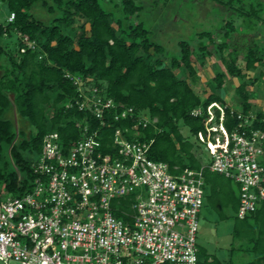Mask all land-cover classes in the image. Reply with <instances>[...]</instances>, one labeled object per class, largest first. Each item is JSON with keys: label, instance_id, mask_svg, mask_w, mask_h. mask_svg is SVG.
<instances>
[{"label": "trees", "instance_id": "trees-1", "mask_svg": "<svg viewBox=\"0 0 264 264\" xmlns=\"http://www.w3.org/2000/svg\"><path fill=\"white\" fill-rule=\"evenodd\" d=\"M114 1L0 0V9L5 4L9 14H15L12 21L0 22V187L13 196L31 191L35 178L31 164L42 152L46 133L57 131L66 147L88 134L85 130L88 122L89 132L100 127L99 120L76 103L77 87L66 73L78 74L108 97L133 106L137 115L145 112L151 119L157 118L146 127L139 126V134H135L132 129L135 119L115 120L108 112L106 126L100 127L105 150H111V135L121 127L127 129L129 139H153L150 157L168 162L171 172L203 169L206 185L212 186L208 199L212 207L222 218L227 217L222 211L224 207L236 214L234 239H240L242 251L253 255L245 264H264V199L255 212L240 219L239 197L225 186L220 187L219 193L215 190L218 175L229 178L211 171L209 162L204 164L196 152L202 146L207 149V110L212 103L225 108L223 123L229 131L239 126L238 112L254 113L252 127L264 130V111H252L251 91L247 89L252 81L247 78L248 72L264 63V46L252 39L241 46L231 43L235 25L228 20L222 27L221 41L215 40L212 31L197 32L194 38L200 43L194 46L193 40H180V52L167 62L165 45L151 38L150 29L142 21H130L142 6L136 0H116L115 5L123 14L119 16L106 8ZM235 1L219 2L230 6ZM240 1L242 5L245 2ZM37 8L46 10L48 18H39ZM77 23L80 33L65 31ZM25 37L35 41V49L21 51L27 46ZM206 38L208 41H204ZM212 49L219 52L224 67H217L212 79L216 91L200 92L194 86L199 74L193 57L204 65L212 56ZM228 76L239 79L236 90L241 97V109L229 105L219 92ZM197 108L202 113L194 115L192 112ZM214 112L215 119L210 124L218 125L221 111L215 107ZM12 114L27 121L33 130L27 134L19 129ZM181 123L189 127L195 140L182 133ZM5 144L11 145V156L18 170H11L3 160ZM218 194L224 196L221 201L216 199ZM115 215L126 219L119 209ZM199 251L203 256L199 264H222L200 245Z\"/></svg>", "mask_w": 264, "mask_h": 264}, {"label": "built area", "instance_id": "built-area-1", "mask_svg": "<svg viewBox=\"0 0 264 264\" xmlns=\"http://www.w3.org/2000/svg\"><path fill=\"white\" fill-rule=\"evenodd\" d=\"M24 40L22 52L36 48L35 41ZM66 76L77 87V105L100 127L108 112L115 120L135 119V134L157 121L145 112L137 115L81 75ZM215 107L221 111L218 125L210 124ZM224 109L212 103L207 110L208 167L238 184L237 216L244 219L264 199V130L252 127L254 113L238 112L239 126L229 131ZM100 127L89 132L88 122V134L66 147L57 131L46 133L31 164V191L13 196L0 187V264H199L203 169L171 172L168 162L150 157L153 139H129L121 127L107 151Z\"/></svg>", "mask_w": 264, "mask_h": 264}, {"label": "rangeland", "instance_id": "rangeland-1", "mask_svg": "<svg viewBox=\"0 0 264 264\" xmlns=\"http://www.w3.org/2000/svg\"><path fill=\"white\" fill-rule=\"evenodd\" d=\"M115 1L108 4L106 8L115 12V15L122 16L123 14L119 6L115 5ZM219 1L136 0L137 4L142 6V9L132 16L130 21L135 23L142 21L150 29L151 38L165 45L167 49L165 56H168L167 62H169L173 55L180 52L178 45L180 40H193L194 46H197L200 43L199 39L194 38L197 32L212 31L215 33V40L221 41L223 39L222 27L228 20H233L235 25L231 43H238L241 46L248 39H252L261 44V46H264V0H244L243 5L240 0H236L230 6L222 4ZM254 8L258 9V11L254 12ZM35 13L41 19L48 18L46 10L42 8L35 9ZM9 17L10 14L7 6L2 4L0 22L5 24ZM65 31L76 35L81 30L77 23L76 27L65 28ZM204 41H208V38L204 39ZM212 53V56L207 58L204 65L198 61L196 56L193 57L199 74V80L194 86L200 92L204 89L211 92L216 91L212 79L217 72V67L223 66V63H221L219 52L212 49ZM225 53L228 54V50ZM247 78L252 80L247 86V89L251 91L252 111H264V63L260 64L256 70H250ZM238 84V78L228 76L226 85L219 92L229 105L233 108L241 109V97L236 90ZM12 116L19 129L27 134L33 130L27 121L21 120L15 114H12ZM180 126L185 136L191 140L196 139L188 126L183 123ZM10 146V144H5L3 160L9 163L11 170H18L11 156ZM196 152L202 158L204 164L211 160V156L204 146L196 150ZM215 182L218 183L215 186V190L218 191L217 193L222 191L220 187L225 186L232 190L236 197H239V186L234 180H229L218 175ZM211 187L209 183L206 185L204 205L200 213L199 245L209 253L216 255L222 261V264H231L230 262L232 264H245L253 258V255L242 251L240 239H234L233 229L236 214L233 209L224 207L222 211L224 210L227 217H221L208 200L212 194ZM223 198L224 196L221 194L216 195V199L219 201ZM232 246H234V249H232ZM199 254L200 257H203L201 253Z\"/></svg>", "mask_w": 264, "mask_h": 264}, {"label": "crops", "instance_id": "crops-1", "mask_svg": "<svg viewBox=\"0 0 264 264\" xmlns=\"http://www.w3.org/2000/svg\"><path fill=\"white\" fill-rule=\"evenodd\" d=\"M231 79V78H230Z\"/></svg>", "mask_w": 264, "mask_h": 264}]
</instances>
